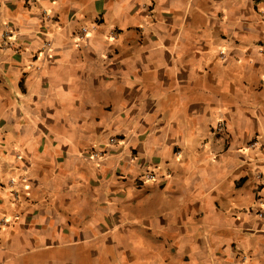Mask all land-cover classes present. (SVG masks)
I'll list each match as a JSON object with an SVG mask.
<instances>
[{
  "label": "crops",
  "instance_id": "1",
  "mask_svg": "<svg viewBox=\"0 0 264 264\" xmlns=\"http://www.w3.org/2000/svg\"><path fill=\"white\" fill-rule=\"evenodd\" d=\"M0 264H264V0H0Z\"/></svg>",
  "mask_w": 264,
  "mask_h": 264
},
{
  "label": "built area",
  "instance_id": "2",
  "mask_svg": "<svg viewBox=\"0 0 264 264\" xmlns=\"http://www.w3.org/2000/svg\"><path fill=\"white\" fill-rule=\"evenodd\" d=\"M87 33V29L85 27H82L79 31V39L84 38V36ZM50 46V42L49 41H45L44 42V48H48ZM223 128V124L221 121H219L217 123V126L215 127L216 131H220ZM119 142V139L116 136H110L108 138L107 144L108 145H112V144H116ZM90 156L96 159L99 158H103L106 154H105V150L103 149H93L89 152ZM140 181H150L153 180L155 178V174L152 171H146L144 172L142 175L139 176ZM16 197V195H14Z\"/></svg>",
  "mask_w": 264,
  "mask_h": 264
}]
</instances>
